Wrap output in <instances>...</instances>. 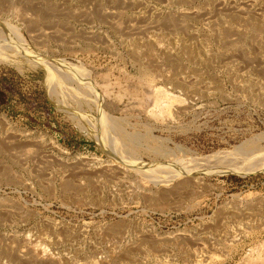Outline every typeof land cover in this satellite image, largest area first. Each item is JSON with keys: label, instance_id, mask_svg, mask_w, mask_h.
Segmentation results:
<instances>
[{"label": "rangeland", "instance_id": "rangeland-1", "mask_svg": "<svg viewBox=\"0 0 264 264\" xmlns=\"http://www.w3.org/2000/svg\"><path fill=\"white\" fill-rule=\"evenodd\" d=\"M0 264H264V0H0Z\"/></svg>", "mask_w": 264, "mask_h": 264}, {"label": "bare ground", "instance_id": "bare-ground-1", "mask_svg": "<svg viewBox=\"0 0 264 264\" xmlns=\"http://www.w3.org/2000/svg\"><path fill=\"white\" fill-rule=\"evenodd\" d=\"M25 1V0H24ZM3 56V55H2ZM4 58V56H3ZM6 59V57H5ZM3 60V59H2ZM7 60V59H6ZM41 61V60H40ZM42 63V62H41ZM45 63V62H44ZM48 64V63H47ZM162 99V98H161ZM237 153V152H236ZM217 160V158H211V159H208V160H204L203 163H201V166H213L215 164H218L217 162L215 163L214 161ZM234 160V159H233ZM228 163V162H227ZM244 164V163H243ZM200 165V164H199ZM219 165V164H218ZM226 165V163H225ZM217 166V165H216ZM222 166V165H221ZM258 166V165H257ZM198 167V166H197ZM259 167V166H258ZM258 167L254 166V165H249V164H245V165H234L233 163L229 164L226 166V169L228 171H233V172H236L238 174H246V173H250L251 171H256L257 169H259Z\"/></svg>", "mask_w": 264, "mask_h": 264}]
</instances>
